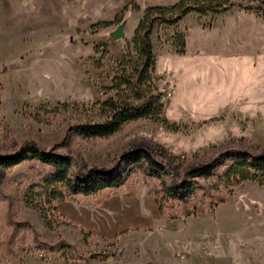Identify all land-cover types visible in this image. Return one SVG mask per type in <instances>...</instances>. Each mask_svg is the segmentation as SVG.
I'll return each instance as SVG.
<instances>
[{
	"label": "rangeland",
	"instance_id": "374dc122",
	"mask_svg": "<svg viewBox=\"0 0 264 264\" xmlns=\"http://www.w3.org/2000/svg\"><path fill=\"white\" fill-rule=\"evenodd\" d=\"M176 1L0 0V152L31 140L71 153L84 169L107 166L115 154L142 146L167 167L154 177L137 164L123 186L157 196L159 224L108 236L90 228L89 216L112 189L68 195L52 203L55 211L43 206L47 226L22 201L43 166L25 159L0 169V187L14 198L15 217L28 219L39 239L66 245L53 252L36 248L30 231L21 228L6 253L11 227L0 197V264H264V182L226 186L213 174L192 176L203 203L191 213L159 192L161 180L179 179L186 166L229 148L255 152L264 145V15L234 6L189 11L171 24L155 22L149 33L153 64L140 86L164 94V118L126 120L103 137H82L72 126L97 118L92 105L109 97L141 98L121 82L138 60L135 27L147 6ZM247 1L254 0H242ZM114 16L119 19L106 26L94 24ZM63 102L71 108L58 111Z\"/></svg>",
	"mask_w": 264,
	"mask_h": 264
},
{
	"label": "trees",
	"instance_id": "16d2710c",
	"mask_svg": "<svg viewBox=\"0 0 264 264\" xmlns=\"http://www.w3.org/2000/svg\"><path fill=\"white\" fill-rule=\"evenodd\" d=\"M238 7L248 11L258 12L264 15V0L242 2V0H178L170 5H149L135 27L138 41V60L132 62L129 77L123 76L121 82L130 84L135 92L141 96L137 101L116 97H109L97 102L94 113L97 118L74 122V131L82 137H103L115 132L126 120L149 115L162 120V103L159 101L160 93L152 94L141 88L140 83L145 72L152 67L153 58L149 33L153 24L157 21L163 23H175L181 16L189 11L198 13L222 12L231 7ZM119 19L114 16L112 20L97 21L96 26H106ZM67 102L61 103L58 111L64 112L71 108ZM161 114V116H158ZM64 135L59 139L63 143ZM25 159L38 161L43 167L37 170L39 179L29 183L22 194V201L35 208L42 218L45 219L43 206L55 211L52 203L62 200L71 194L91 195L102 189H113L125 183L126 177L132 168L139 164L142 170L149 176L159 177L167 172L165 163L155 158L153 152L147 147L137 146L127 148L113 157L107 166L89 164L84 169L80 167L77 159L68 152L54 151L51 148H43L27 140L11 152H0V169L5 171ZM230 159L220 170L213 171L215 164ZM213 174L219 183L223 185L237 184L242 180H256L264 182V145L255 152L245 151L240 148H229L215 154L203 163H196L183 168L179 179L166 183L160 181V195L166 198L176 199L182 202L184 213L202 210V195H196L197 185L193 183L192 176H205ZM3 174H0V184ZM0 197L7 204L4 218L11 231L6 236V253L13 251L12 240L16 232L23 228L31 233L32 244L46 247L49 251H61L66 247L62 240L45 242L39 239L32 223L28 219H17L13 210L14 198L2 191ZM157 202L158 198L153 195ZM191 204H188V201ZM45 224L51 226L45 219ZM83 235L88 232L78 227ZM109 254V253H106ZM104 255V254H103Z\"/></svg>",
	"mask_w": 264,
	"mask_h": 264
},
{
	"label": "crops",
	"instance_id": "0c3cea01",
	"mask_svg": "<svg viewBox=\"0 0 264 264\" xmlns=\"http://www.w3.org/2000/svg\"><path fill=\"white\" fill-rule=\"evenodd\" d=\"M123 186L126 185L122 184L103 196L98 208L91 212L90 228L97 234L108 236L126 227H150L159 224V212L154 199L147 194L143 196L137 193L136 186L133 190Z\"/></svg>",
	"mask_w": 264,
	"mask_h": 264
},
{
	"label": "built area",
	"instance_id": "2783aa9c",
	"mask_svg": "<svg viewBox=\"0 0 264 264\" xmlns=\"http://www.w3.org/2000/svg\"><path fill=\"white\" fill-rule=\"evenodd\" d=\"M99 93H102V91L100 90ZM165 98L164 94L161 93L160 97H159V101L162 103V107H163V99ZM163 114V113H162ZM158 116H161V114H158Z\"/></svg>",
	"mask_w": 264,
	"mask_h": 264
}]
</instances>
